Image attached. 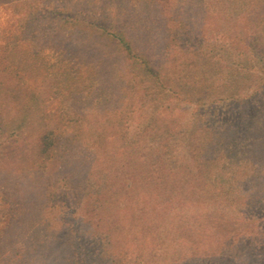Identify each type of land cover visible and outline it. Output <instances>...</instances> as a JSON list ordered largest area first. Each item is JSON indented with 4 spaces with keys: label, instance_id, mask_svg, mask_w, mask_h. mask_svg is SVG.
I'll list each match as a JSON object with an SVG mask.
<instances>
[{
    "label": "rangeland",
    "instance_id": "obj_1",
    "mask_svg": "<svg viewBox=\"0 0 264 264\" xmlns=\"http://www.w3.org/2000/svg\"><path fill=\"white\" fill-rule=\"evenodd\" d=\"M10 1L0 264L72 260L81 239L72 262L91 264L113 224L127 234L107 264L128 247L147 264H264V0ZM116 183L112 201H135L113 217Z\"/></svg>",
    "mask_w": 264,
    "mask_h": 264
},
{
    "label": "trees",
    "instance_id": "obj_2",
    "mask_svg": "<svg viewBox=\"0 0 264 264\" xmlns=\"http://www.w3.org/2000/svg\"><path fill=\"white\" fill-rule=\"evenodd\" d=\"M4 2H11L10 0H4ZM37 5H30L29 7H28V13H27V19L28 20H32V19H35V17L37 16V13H38V11H37ZM64 8V7H63ZM55 15H56V17L58 18V14H61V13H54ZM48 15H50V14H48ZM55 17V18H56ZM37 19V18H36ZM49 19V18H48ZM56 20V19H55ZM60 20V19H59ZM175 20V23H176V25L177 26H181L182 24H183V22H178L176 19H174ZM42 23L40 24V26H41V28H42V26L45 24L46 25V22H47V20H46V18H43L42 20H40ZM53 21V20H52ZM81 21L78 19L77 21H73L72 23H70L69 24V26H68V28H67V32L69 33V34H74V30L77 28V26H78V24L80 23ZM53 23L52 22H50L49 23V25H52ZM89 26V25H88ZM49 27H51L52 28V26H49ZM50 28V29H51ZM181 28V27H180ZM70 31H69V30ZM41 31V30H40ZM71 31H73L72 33H71ZM42 32V31H41ZM44 32V31H43ZM123 35H121L120 37H122ZM113 39V38H112ZM124 39V38H123ZM123 39H122V42H123ZM109 43V42H108ZM198 43H200L199 41H198ZM117 46H119V44H117ZM124 48L123 49H121V50H123V54H125V57H123V61H127V62H132L133 61V59H135V56H133V54H132V52H131V48L129 47V44H128V41L127 42H125L124 41V46H123ZM5 73V75L6 74H8L9 73V70H5V69H0V75H3ZM10 74V73H9ZM14 80V79H13ZM3 86V82H1L0 83V87H2ZM0 93H1V91H0ZM34 96V95H33ZM40 145H41V148H42V150H48V148H46V147H44V145L46 146L47 145V137H46V135H43V137L41 138V141H40ZM40 149V148H39ZM117 174H119V172H117ZM117 184L118 183H116V186H115V189H116V191H115V189L113 188L112 189V191H111V194H110V197H109V205H110V207L111 208H113L112 209V214H113V217L115 216H117V213L118 212H121V209L123 210H125V211H130V205H131V207H132V204L134 203V201H135V198L132 200V198L131 197H125V196H123V199H117L116 200V202H114V201H112V195L113 194H115L114 195V198L116 197L117 198V194H119L120 192H121V190H123V195L125 194H127V192H128V188L127 187H125V189H124V187H123V185H119V186H117ZM110 192V191H109ZM121 203H122V206L123 207H121ZM120 208V211L118 210ZM127 212H125V213H127ZM144 212L143 211H140V213H138V215H140V214H143ZM126 215V214H125ZM125 215H122L121 217L123 218V217H125ZM136 223H137V221H136ZM73 226V225H72ZM72 230H73V232H74V236H75V238H76V240H80V235H78V227L76 226V225H74L73 227H72ZM104 233H105V236H103L102 238L103 239H106V240H108V241H106V245H105V247L103 246L102 248H101V251H100V253L99 252H97V253H95L96 254V256L95 257H93L92 258V260L90 261V263L91 264H107V262L106 261H103L102 259H99L98 260V258H101V257H104V255H106L107 256V258H110L107 254H108V252L110 251V250H115V245H116V243H115V240L117 239V238H119L118 236H126V234H127V232H125V231H122L118 226H116V225H112V226H106L105 228H104ZM123 232H125V234L123 233ZM133 232H134V230H133ZM92 234V233H91ZM91 236H93V238H94V234H92ZM82 239L80 240V243L79 244H76V249H75V251L74 250H72L71 252H69V255H70V258L72 259V260H70L69 259V257L66 255V254H64V256L63 255H59L58 256V258H56L55 259V263L54 264H83V261L82 262H80V263H74L75 262V258L76 257H82V256H87V253H86V248L85 247H83V245H82ZM92 243H94V241L92 242ZM66 245H67V242H65V243H63V245L62 246H60V247H64V249L66 248ZM107 246V247H106ZM130 248L128 247V250H126V251H122V253H120L121 255L122 254H124L123 256H124V258H122L121 259V262H120V264H147V262L145 263V261H143L144 259H143V256H141V255H139V253H137V254H135V255H138V256H136L135 258H130V256L132 257L134 254L133 253H130V250H129ZM115 252H117L116 250H115ZM74 260V262H72ZM102 260V261H101Z\"/></svg>",
    "mask_w": 264,
    "mask_h": 264
}]
</instances>
